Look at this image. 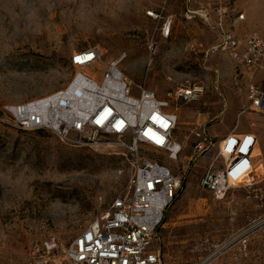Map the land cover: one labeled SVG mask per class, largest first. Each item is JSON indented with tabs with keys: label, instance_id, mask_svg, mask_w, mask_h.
<instances>
[{
	"label": "rangeland",
	"instance_id": "374dc122",
	"mask_svg": "<svg viewBox=\"0 0 264 264\" xmlns=\"http://www.w3.org/2000/svg\"><path fill=\"white\" fill-rule=\"evenodd\" d=\"M218 4L227 9L226 28L241 38H264V0H0V264H24L30 246L46 238L67 245L127 192L129 156L73 148L45 130H18L5 111L64 88L74 73L71 54L94 46L102 57L85 74L100 82L108 63L124 55L118 67L132 83L131 95L144 86L168 101V110L178 108L172 137L183 150L177 160L139 149L181 178L153 243L162 260L196 264L261 215L252 191L233 186L216 201L200 187L215 150L192 156L198 126L215 138L249 131L258 147L253 136L230 135L221 150L233 154L240 144L242 152L254 150L260 156L254 180L264 178V118L246 112L247 87L264 89V72H248L224 53L208 54L217 33L202 17L186 19L188 10L208 8L214 23ZM237 11L245 19L234 23ZM180 84H202L204 94L194 103L170 102L167 93ZM246 260L260 264L256 248H248Z\"/></svg>",
	"mask_w": 264,
	"mask_h": 264
},
{
	"label": "built area",
	"instance_id": "2783aa9c",
	"mask_svg": "<svg viewBox=\"0 0 264 264\" xmlns=\"http://www.w3.org/2000/svg\"><path fill=\"white\" fill-rule=\"evenodd\" d=\"M213 11L214 23L208 8L186 12L187 20L202 17L217 33L219 41L210 47L208 54L224 53L248 72H264V38L256 34L241 38L225 27L226 7L218 4ZM235 16L234 23L243 21L245 12L237 11ZM170 24L171 19L166 24V36ZM149 50L154 56L156 45L151 44ZM101 57L96 46L74 51L69 58L74 73L64 88L25 104L5 107L11 115L10 125L18 130H45L73 148L129 156L131 168L127 192L117 196L84 232L67 245L53 237L34 242L24 264H163L153 243L159 241L158 230L181 189V178L167 166L141 155L139 149L145 146L177 160L183 150L172 137L178 108L168 110L169 102L158 100L144 86H137L138 96L131 95L132 83L118 67L124 55L108 63L100 82L85 74ZM204 91L202 84H180L167 93V98L170 102L189 104L197 102ZM246 100V112L264 118V89L248 85ZM193 135V157L215 150L212 162L199 180L200 187L216 201L223 200L233 186L243 187L255 193L262 209L259 217L196 263L214 264L226 252L244 247L252 236L264 231V178L254 180V150L242 152L240 144L233 154L223 152L221 143L228 136L217 141L203 127H198ZM253 137L256 148L257 138ZM218 160L222 163L215 169Z\"/></svg>",
	"mask_w": 264,
	"mask_h": 264
},
{
	"label": "crops",
	"instance_id": "0c3cea01",
	"mask_svg": "<svg viewBox=\"0 0 264 264\" xmlns=\"http://www.w3.org/2000/svg\"><path fill=\"white\" fill-rule=\"evenodd\" d=\"M198 127H201V126H198ZM243 134H252L253 136L256 137V135H254L252 132H249V131L236 132L235 130H231V131L225 133L224 135L220 134L221 136L219 135L220 137H218V138H215L212 136L211 137L214 138L215 140L217 139L219 141V140H221V139H223L229 135H243ZM257 147H258V140H257ZM258 157H260V156H256V154H255V159L253 160L254 168H256V163H257ZM251 247L256 248V250L258 251V257L260 259L259 263L264 264V253H262V252H264V231L259 232L256 235L252 236L250 238V240H248L247 244L244 247L237 246V247H234L233 249H231L230 251L226 252L217 261H215L214 264H246L247 251H248V248L251 249ZM157 249L160 251L162 263L168 264L162 260V253H161L159 244H158Z\"/></svg>",
	"mask_w": 264,
	"mask_h": 264
},
{
	"label": "snow or ice",
	"instance_id": "6c2138e0",
	"mask_svg": "<svg viewBox=\"0 0 264 264\" xmlns=\"http://www.w3.org/2000/svg\"><path fill=\"white\" fill-rule=\"evenodd\" d=\"M77 59H79V58H77ZM158 142H162V141H158Z\"/></svg>",
	"mask_w": 264,
	"mask_h": 264
},
{
	"label": "bare ground",
	"instance_id": "6f19581e",
	"mask_svg": "<svg viewBox=\"0 0 264 264\" xmlns=\"http://www.w3.org/2000/svg\"><path fill=\"white\" fill-rule=\"evenodd\" d=\"M222 144V143H221Z\"/></svg>",
	"mask_w": 264,
	"mask_h": 264
}]
</instances>
